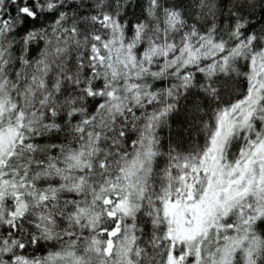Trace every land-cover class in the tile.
Returning <instances> with one entry per match:
<instances>
[{
	"label": "snow or ice",
	"instance_id": "6c2138e0",
	"mask_svg": "<svg viewBox=\"0 0 264 264\" xmlns=\"http://www.w3.org/2000/svg\"><path fill=\"white\" fill-rule=\"evenodd\" d=\"M0 264H264V0H0Z\"/></svg>",
	"mask_w": 264,
	"mask_h": 264
}]
</instances>
